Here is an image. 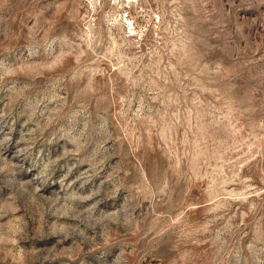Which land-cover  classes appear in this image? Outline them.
Returning a JSON list of instances; mask_svg holds the SVG:
<instances>
[{"label": "rangeland", "instance_id": "374dc122", "mask_svg": "<svg viewBox=\"0 0 264 264\" xmlns=\"http://www.w3.org/2000/svg\"><path fill=\"white\" fill-rule=\"evenodd\" d=\"M0 264H264V0H0Z\"/></svg>", "mask_w": 264, "mask_h": 264}]
</instances>
